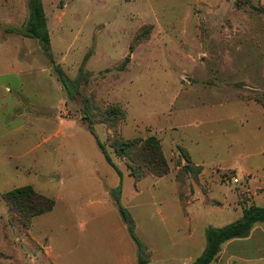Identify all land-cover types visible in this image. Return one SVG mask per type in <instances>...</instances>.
<instances>
[{"label":"rangeland","instance_id":"rangeland-1","mask_svg":"<svg viewBox=\"0 0 264 264\" xmlns=\"http://www.w3.org/2000/svg\"><path fill=\"white\" fill-rule=\"evenodd\" d=\"M42 1L51 57L39 40L24 36L32 0H0V85L19 79L4 74L24 65L31 72L21 80L43 82L42 93L32 96L37 101H61L56 80L65 88L74 151L63 146L55 161L63 164L59 170H67L70 205L81 193L95 192L97 178L108 186L120 183L87 128L89 116L123 174L122 205L135 220L144 258L149 256L142 243L160 262L198 256L200 249L203 254L205 223L223 220L208 207L229 211L256 205L248 172L264 184V109L256 101L264 96V13L254 9L261 8L259 0ZM53 105L52 125L58 113V103ZM115 105L125 114L117 132L126 140L155 135L170 174L138 183L130 177L126 162L110 148L114 130L102 123L105 110ZM179 147L188 151L192 166L201 168L184 177L182 192L176 174L186 163ZM46 176L39 170L28 177L42 182ZM5 204L0 199V212ZM56 206L54 220L64 200ZM189 231L196 232L195 240H186Z\"/></svg>","mask_w":264,"mask_h":264},{"label":"crops","instance_id":"crops-1","mask_svg":"<svg viewBox=\"0 0 264 264\" xmlns=\"http://www.w3.org/2000/svg\"><path fill=\"white\" fill-rule=\"evenodd\" d=\"M259 4L264 8V0H259ZM199 35H203L201 29ZM204 49L201 42L198 50ZM19 67L20 69H10L4 74L19 79L6 80L0 85V199L13 189L32 186L37 193L53 199L55 207L50 212L35 217L31 226L25 228L5 204L6 208L0 212V264H140L139 239L137 236L133 237L113 197V191L122 187L123 177H119L118 186H108L97 178L95 192L81 193L75 206L70 205L71 197L67 189L72 190V187L68 186V181L65 182L64 179L67 170H59L57 165L63 166V164L61 161L58 164L59 160L55 161L57 152L63 146H66L67 151H74L73 135L67 132V119L70 117L66 113L68 106L67 96H64L66 90L63 87L59 88L56 80L54 91L55 94L59 92L63 94L61 101L56 99L52 101L48 98L37 101L32 96L42 93L43 82L36 78L21 80L20 77L31 72V68L24 65ZM191 83L193 80L190 81V86ZM53 103H58V113L56 112L55 118L53 117L55 121L57 120V124L52 125L51 111L56 106ZM83 163L81 161L79 164L83 165ZM195 164L199 165V163ZM39 170H45L47 173L46 179L42 182L28 177L35 175ZM50 174L52 176H49ZM246 175H252L249 185L255 195L256 205L264 207L260 204L264 202V184L261 185L259 183L261 179L254 174L248 172ZM120 191L121 206L131 217L136 235L135 220L129 209L122 205V190ZM59 198L64 200V208L61 209L60 218L54 220ZM177 199L180 203L178 197ZM236 206L237 209L229 211L221 209L218 211L208 207L210 212L215 211L223 220L220 225L210 224L206 220L208 223H205L204 231L210 227L223 228L242 219L243 210L247 207ZM183 217L187 219L184 210ZM189 222L188 220L190 227ZM195 233L189 231L186 240H195ZM142 245L149 256L146 264L165 262L193 264L202 255L200 249L198 256L184 255L176 261L167 259L160 262L153 259L151 250H148L143 243ZM263 262L264 223H256L247 237L225 242L218 259L212 264Z\"/></svg>","mask_w":264,"mask_h":264},{"label":"trees","instance_id":"trees-1","mask_svg":"<svg viewBox=\"0 0 264 264\" xmlns=\"http://www.w3.org/2000/svg\"><path fill=\"white\" fill-rule=\"evenodd\" d=\"M254 9L264 13V8L262 7ZM11 31L13 30L11 29ZM24 36L39 40L46 55L51 57L50 32L42 0H32V13L27 23ZM136 40L138 41L140 38L137 37ZM133 49L134 46L131 45L130 50L132 51ZM126 60L128 61V58ZM51 61L54 63L53 59H51ZM55 69L57 68L55 67ZM256 101L261 104L264 109V96ZM85 120L88 121V128L96 138L98 146L106 161L117 172L119 177L122 178L123 174L121 170L113 161L107 148L97 136L91 118L87 116ZM102 121V123L106 124L110 130H114V133L109 137L110 148L113 150L117 158L126 162L127 168L129 169V175L135 182H139L149 176L162 178L170 173V165L164 155L161 141L155 135L148 136L147 138L126 140L117 132L118 125L125 121V114L118 105L106 109ZM178 151L179 156L186 163V165L176 174V181L180 185L179 191L182 192L181 185L184 182V177L186 175L199 174L201 168L191 165L189 153L184 148L179 147ZM113 197L120 208L123 219L128 224L133 237H135L132 219L120 203V188L113 191ZM3 199L9 208L15 213L20 224L25 228L31 226L35 217L48 213L55 207V201L53 199L37 193L32 186L13 189L5 193ZM256 223H264V207H259L253 204L250 207L244 208L243 217L239 221L223 228H209L207 231V247L203 254L197 258L193 264H212L218 259L222 245L225 242L234 238L247 237ZM138 245L140 264H146L147 260L144 258L145 252L139 244V241Z\"/></svg>","mask_w":264,"mask_h":264},{"label":"built area","instance_id":"built-area-1","mask_svg":"<svg viewBox=\"0 0 264 264\" xmlns=\"http://www.w3.org/2000/svg\"><path fill=\"white\" fill-rule=\"evenodd\" d=\"M226 181H227V179H226ZM232 181H233V183H239L240 179L237 177H233Z\"/></svg>","mask_w":264,"mask_h":264}]
</instances>
